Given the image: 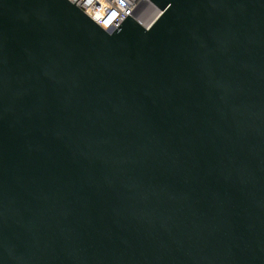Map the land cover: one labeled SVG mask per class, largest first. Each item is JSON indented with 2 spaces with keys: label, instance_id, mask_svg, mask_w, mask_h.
I'll return each mask as SVG.
<instances>
[{
  "label": "water",
  "instance_id": "water-1",
  "mask_svg": "<svg viewBox=\"0 0 264 264\" xmlns=\"http://www.w3.org/2000/svg\"><path fill=\"white\" fill-rule=\"evenodd\" d=\"M75 3L0 0V264H264V0Z\"/></svg>",
  "mask_w": 264,
  "mask_h": 264
},
{
  "label": "built area",
  "instance_id": "built-area-1",
  "mask_svg": "<svg viewBox=\"0 0 264 264\" xmlns=\"http://www.w3.org/2000/svg\"><path fill=\"white\" fill-rule=\"evenodd\" d=\"M105 29L117 28L141 0H70Z\"/></svg>",
  "mask_w": 264,
  "mask_h": 264
}]
</instances>
